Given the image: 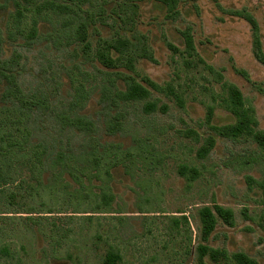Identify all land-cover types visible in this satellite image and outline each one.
<instances>
[{"label": "rangeland", "instance_id": "obj_1", "mask_svg": "<svg viewBox=\"0 0 264 264\" xmlns=\"http://www.w3.org/2000/svg\"><path fill=\"white\" fill-rule=\"evenodd\" d=\"M231 87L264 132V0H0V264H264V149L220 134Z\"/></svg>", "mask_w": 264, "mask_h": 264}, {"label": "trees", "instance_id": "obj_2", "mask_svg": "<svg viewBox=\"0 0 264 264\" xmlns=\"http://www.w3.org/2000/svg\"><path fill=\"white\" fill-rule=\"evenodd\" d=\"M28 1V0H27ZM31 1V0H30ZM162 5H166L169 10H172L177 0H155ZM51 5V3L49 4ZM19 13V11H18ZM191 37L186 36L185 42L187 48H191ZM123 45V44H122ZM258 48V45H257ZM256 48V51L258 49ZM255 50V49H254ZM260 51H258V55ZM105 56L101 54V59L106 60ZM148 95L146 89L141 86L133 85L129 89V93L127 97L129 99H142ZM229 102L231 104L230 111L235 116L236 122L230 126L224 127L220 130V134L224 135L225 137L229 138H238L243 135L251 136L252 139L264 149V132H255L253 131L252 126L254 125V119L251 117L250 113L244 107V102L238 90L234 87L229 88ZM210 146L212 142H209ZM208 149L202 147L199 151V155L204 156L207 154ZM216 215L220 217L227 225L232 224V217L231 213L228 210H224L222 208L216 209ZM200 221L203 227V237L205 239L215 230L216 227V220L214 218L213 213L208 210L207 208L202 209L199 212ZM198 252V263L197 264H208L204 259L208 257V259L213 264H220L221 260H226L227 255L225 252L222 251H212L209 252V249L206 245L200 244L197 246ZM120 257L117 253L110 252L105 256L104 264H115L119 261ZM232 259L236 264H256L254 261L250 260L249 258L245 257L241 254H234Z\"/></svg>", "mask_w": 264, "mask_h": 264}]
</instances>
